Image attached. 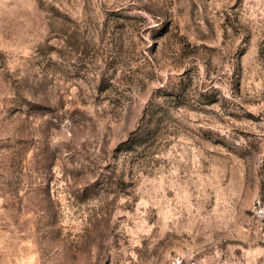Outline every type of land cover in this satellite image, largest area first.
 Wrapping results in <instances>:
<instances>
[{"label": "rangeland", "instance_id": "374dc122", "mask_svg": "<svg viewBox=\"0 0 264 264\" xmlns=\"http://www.w3.org/2000/svg\"><path fill=\"white\" fill-rule=\"evenodd\" d=\"M0 264H264V0H0Z\"/></svg>", "mask_w": 264, "mask_h": 264}]
</instances>
